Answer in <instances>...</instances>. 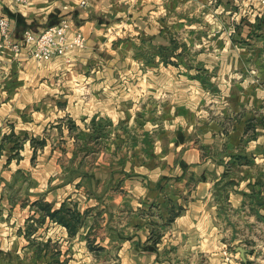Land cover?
Instances as JSON below:
<instances>
[{
    "label": "crops",
    "instance_id": "1",
    "mask_svg": "<svg viewBox=\"0 0 264 264\" xmlns=\"http://www.w3.org/2000/svg\"><path fill=\"white\" fill-rule=\"evenodd\" d=\"M82 1L0 0L15 44L86 36L0 47V264H220L264 175V0Z\"/></svg>",
    "mask_w": 264,
    "mask_h": 264
},
{
    "label": "rangeland",
    "instance_id": "2",
    "mask_svg": "<svg viewBox=\"0 0 264 264\" xmlns=\"http://www.w3.org/2000/svg\"><path fill=\"white\" fill-rule=\"evenodd\" d=\"M256 186L258 196L244 195L243 210H227L226 225L218 228L221 243L215 251L221 248L220 264H264V175ZM217 262L213 259V264Z\"/></svg>",
    "mask_w": 264,
    "mask_h": 264
},
{
    "label": "built area",
    "instance_id": "3",
    "mask_svg": "<svg viewBox=\"0 0 264 264\" xmlns=\"http://www.w3.org/2000/svg\"><path fill=\"white\" fill-rule=\"evenodd\" d=\"M32 0H16L19 4H29ZM86 1L82 5L86 6ZM71 29L69 20H63L59 25L45 30L39 37L35 38L27 33L23 44H15L11 40L10 22L0 17V47H8L16 53L21 51L24 44L34 43V49L31 51V57L37 61H50L55 57H63L67 52L74 49H83L86 46V36L82 31L74 32L73 37L69 38L68 33Z\"/></svg>",
    "mask_w": 264,
    "mask_h": 264
},
{
    "label": "trees",
    "instance_id": "4",
    "mask_svg": "<svg viewBox=\"0 0 264 264\" xmlns=\"http://www.w3.org/2000/svg\"><path fill=\"white\" fill-rule=\"evenodd\" d=\"M53 218H57L59 221L63 222L64 224H66L68 227H70V221L69 219L71 218L69 213L64 214H60V212H55L53 214H51Z\"/></svg>",
    "mask_w": 264,
    "mask_h": 264
}]
</instances>
